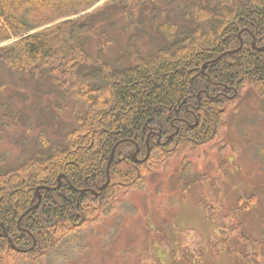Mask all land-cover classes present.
<instances>
[{
    "label": "trees",
    "instance_id": "trees-1",
    "mask_svg": "<svg viewBox=\"0 0 264 264\" xmlns=\"http://www.w3.org/2000/svg\"><path fill=\"white\" fill-rule=\"evenodd\" d=\"M99 1L0 0V64L34 92L39 84L53 86L50 92L56 107H39L42 111L71 105L77 116L60 141L41 140L48 147L46 153L0 171V179L24 173L30 176L20 183L0 185V221L14 243L24 249L36 241L24 264L47 257L64 238L76 236V231L90 223V219L81 217L87 211V195L79 197L77 187L105 181L106 171L102 177L97 176L103 173L112 145L123 139L142 144L144 127L160 123L167 128L171 113L185 110L197 95L205 98L203 91L217 93L226 85L242 94L249 88L264 99V49L259 51L251 45L253 36L258 47L264 45V0H107L93 13L69 18ZM117 15L125 21L123 35L131 32L133 24L145 23H154L157 34L153 44L135 31L119 48L122 54L114 63L94 56L87 46L98 38H107V28L115 27ZM241 30L243 49L223 56L225 51L240 46ZM143 45L155 51L144 52ZM103 91L106 93L101 96ZM16 100L23 101L20 88L10 89L0 79V120L12 119ZM35 106L33 102L29 107ZM212 122L207 121L196 131L184 130V142L191 140L194 132L200 134L199 139L208 136ZM73 137L77 143L70 142ZM126 144L120 143L118 148ZM45 164L51 166L42 170ZM112 166L118 192L123 189L121 182L129 184L136 171L121 169L118 162ZM152 170L150 165H143L137 178H145ZM64 172L74 188L63 183L54 191L43 190L41 206L21 223L35 238L23 232L24 239L17 238L18 217L32 205L36 187L55 185L57 173ZM110 190L109 185L103 199L109 198ZM89 216L98 218L97 212ZM12 252L7 240L0 238V264Z\"/></svg>",
    "mask_w": 264,
    "mask_h": 264
},
{
    "label": "rangeland",
    "instance_id": "rangeland-1",
    "mask_svg": "<svg viewBox=\"0 0 264 264\" xmlns=\"http://www.w3.org/2000/svg\"><path fill=\"white\" fill-rule=\"evenodd\" d=\"M106 3L101 0L78 16ZM115 22L113 29L107 28V38L87 46L94 56L115 63L122 54L119 48L135 31L155 44L154 23L133 24L126 36L123 16L117 15ZM152 49L143 45L144 52ZM0 79L10 89L20 88L23 97L22 102L13 103L9 123L0 120V131H4L0 134V169L6 170L26 157L46 153L48 147L41 140L60 141L76 113L71 105L39 108L56 107L52 85L39 84V92H34L1 64ZM33 102L36 106L30 108ZM224 112L227 126L218 141L194 152L192 166L199 171L184 174L173 165L172 172L163 171L162 164L153 162L152 175L121 190L112 202L114 219L92 231L89 238H64L35 264H264V99L247 89ZM248 198L253 203L245 209ZM98 224L102 218L94 222ZM25 261L23 255L13 253L5 257L4 264Z\"/></svg>",
    "mask_w": 264,
    "mask_h": 264
},
{
    "label": "flooded vegetation",
    "instance_id": "flooded-vegetation-1",
    "mask_svg": "<svg viewBox=\"0 0 264 264\" xmlns=\"http://www.w3.org/2000/svg\"><path fill=\"white\" fill-rule=\"evenodd\" d=\"M212 84L218 85L217 82L212 81ZM222 85V84H221ZM222 89L218 91L217 93L210 94L209 92L203 91V93H206L207 96L205 98L197 95V97L193 100H190L188 104L185 107V110H178L174 111L172 114L171 122L169 123V128H161L159 126L160 123L154 124L152 126H146L143 128L144 135L148 139L147 145L150 150V154L147 152V147L144 144H140L135 140H130L129 142H126V139L121 140L120 142L116 143V147L120 145V143H128L126 145H121L119 149L117 150V154H115L114 159L109 162L111 163L110 168L107 167L108 174L106 173L105 181L100 185H89L82 188H78L79 191V197L83 195L86 196V202L85 206L87 208V211L82 213L81 217L82 219H90L94 220V216H89L90 213L97 212V217H102L104 220H107L108 218L114 219L115 217V211L113 209V206H110L113 201L117 199V195L119 194L116 192V184L118 181H113V178L117 177L116 174L111 175L113 172V166L112 164L115 162L120 163L121 169H127L128 171L135 170L136 175L131 176V180L128 183L121 182L123 187L131 186L136 183L138 180V176L140 175V172L142 170L143 165H150L148 162L150 157L152 156V153L154 150L158 148V146L161 148L162 151H166L169 154L162 157V169L163 171H166L167 169L169 172H172V165L178 167L182 171H187V174L194 173L196 170H200V168L196 166H192V161L195 156L194 152L197 151L202 144L210 143L211 141H218L217 136L220 134V131L218 134H216V129L220 126V123H217V121L223 120L222 115L219 112H222L225 110L222 106H225L227 108L228 103L231 98H233L234 94V88H229L226 85H223L221 87ZM237 90V89H236ZM238 94V90H237ZM220 95L224 98L222 99ZM182 114H185L183 116ZM216 117V121L214 124V128L210 134L203 135L202 138H198L200 134L194 132L192 134V139L188 142H184V130L193 131L197 130L198 128H201L206 124L207 121L213 120V117ZM149 133V134H148ZM148 134V136H147ZM188 140V139H186ZM147 158V159H146ZM199 158V157H198ZM146 159V160H145ZM160 163V161L155 162ZM152 169H154V165H150ZM153 172V171H152ZM152 172L150 175H152ZM138 173V174H137ZM64 174L63 178L60 179V181L56 180L55 185L48 186L49 191H54L55 189H58L62 186L63 183L68 184V187L74 188L73 182L70 180L67 173ZM149 175V176H150ZM148 177V176H147ZM145 177V178H147ZM144 178V179H145ZM205 174L203 176V180H205ZM138 182V183H139ZM142 183V182H140ZM112 188L110 190V196L107 199L104 198V192L106 191L107 187ZM197 187V186H195ZM91 189V190H90ZM40 196V197H39ZM39 196L36 194V189L34 191V196L31 200V206L28 208L30 209L34 205H36L39 202V205L37 208L31 210L35 211L37 210L42 203L43 198V189L39 192ZM39 198V199H38ZM92 198H96V200H93ZM103 202H108L107 204H103ZM27 209V210H28ZM26 210V211H27ZM25 211V212H26ZM29 213V212H28ZM18 228L21 232L25 233L24 227L21 226L19 223H17ZM0 232L2 233L3 237L2 239H6L7 235L9 239L12 240L14 243L11 235L7 232L6 226L3 224L2 221H0ZM7 240V239H6ZM8 242V240H7ZM15 244V243H14ZM36 244V241L34 242V245L29 247H25L24 249H28L31 251ZM23 249V248H22Z\"/></svg>",
    "mask_w": 264,
    "mask_h": 264
},
{
    "label": "bare ground",
    "instance_id": "bare-ground-1",
    "mask_svg": "<svg viewBox=\"0 0 264 264\" xmlns=\"http://www.w3.org/2000/svg\"><path fill=\"white\" fill-rule=\"evenodd\" d=\"M95 5V4H94ZM93 5V6H94ZM92 6V7H93ZM91 8V7H90ZM90 8H88V9H90ZM75 16H77L78 17V15H75ZM72 17H74V16H71V17H69V18H72ZM74 18H76V17H74ZM62 20V19H61ZM64 20V19H63ZM226 52V51H225ZM3 82V81H2ZM2 121V120H1ZM162 128V127H161ZM130 141V140H129ZM71 143H77L78 142V140H77V138H75V137H73V138H71V141H70ZM142 144H144V145H147V138L145 137L143 140H142V142H141ZM119 148L118 147H116V143L114 144V145H112V147H111V149L109 150V152H110V154H109V156H108V159H107V162H106V164H105V168H104V170H103V173H100V174H98V178H100V177H102L104 174H105V171H106V168L107 167H109L110 168V166H108V165H110L111 163H109V162H111L113 159H114V157H115V154H117V150H118ZM163 156H165V151H162L161 149H158V150H155L154 151V153H153V155L150 157V159H149V163H150V165H152L153 164V162H156L157 160H159V159H161ZM33 157V156H32ZM26 158H28V159H30V157H26ZM50 166L51 165H49V164H45V165H43L42 166V170H46V169H48V168H50ZM27 176V178H29L30 176L29 175H27V174H21V175H18L17 177H9V176H5V177H3L2 179H0V185H4V184H6V183H12V181H15V182H17V183H20L19 181H21V180H25V177ZM58 177V173H57V176H56V178ZM14 178L16 179V180H14ZM26 178V179H27ZM56 180V179H55ZM27 215L25 214V211L18 217V220H17V223H19L20 225H21V223H22V221H23V219L26 217ZM3 221H4V219H3ZM23 227H24V230H25V233L27 234V233H29L30 235H32V233H31V231L28 229V227L24 224V225H22ZM1 237H3V235H2V233L0 232V238ZM24 234L21 232V231H18V237L17 238H19V239H24ZM32 238L34 239L35 237L32 235ZM35 240V239H34ZM9 245V247H11L12 245L11 244H8ZM14 246H16V244H14ZM4 262L5 261H2L1 262V264H4Z\"/></svg>",
    "mask_w": 264,
    "mask_h": 264
},
{
    "label": "water",
    "instance_id": "water-1",
    "mask_svg": "<svg viewBox=\"0 0 264 264\" xmlns=\"http://www.w3.org/2000/svg\"><path fill=\"white\" fill-rule=\"evenodd\" d=\"M242 45L243 44H241V47L239 48V49H241L242 48ZM252 45H253V47H255V41H253V43H252ZM239 49H237V50H239ZM260 49H264V47H261ZM237 50H231V51H228V52H226V53H224V54H233V53H236V52H238ZM204 64H203V68H204ZM149 153V152H148ZM147 159V158H146ZM145 159V160H146ZM60 179L61 178H59V181H60ZM42 189H45V190H48V189H50V188H48V187H45V186H39V187H37L36 188V194L39 196V192L42 190ZM40 197V196H39ZM39 199V198H38ZM39 202L40 201H38V203L36 204V205H34L33 207H31L30 209H28L26 212H25V214L27 215L28 214V212H30L31 210H33V209H35V208H37L38 207V205H39ZM4 236H6L7 238H8V236L7 235H4ZM10 241V243H11V245H12V247H14L15 249H17L15 246H14V244H13V242H11V240H9ZM18 251H26V250H20V249H17Z\"/></svg>",
    "mask_w": 264,
    "mask_h": 264
}]
</instances>
